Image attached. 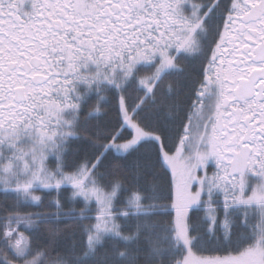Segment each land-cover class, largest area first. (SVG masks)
I'll return each mask as SVG.
<instances>
[{
  "label": "snow or ice",
  "instance_id": "6c2138e0",
  "mask_svg": "<svg viewBox=\"0 0 264 264\" xmlns=\"http://www.w3.org/2000/svg\"><path fill=\"white\" fill-rule=\"evenodd\" d=\"M0 264H264V0H0Z\"/></svg>",
  "mask_w": 264,
  "mask_h": 264
},
{
  "label": "trees",
  "instance_id": "16d2710c",
  "mask_svg": "<svg viewBox=\"0 0 264 264\" xmlns=\"http://www.w3.org/2000/svg\"><path fill=\"white\" fill-rule=\"evenodd\" d=\"M116 120V116L114 113H111L107 118H106V122H111V123H115ZM135 157H130L127 161V163L129 165H131V163L133 162V160H135ZM155 172L159 175L161 182L165 184L166 186V181L168 179L167 175L165 174L164 169L160 168V167H156L155 168ZM77 207H82V205H77ZM79 232V226L78 225H69L67 228H65L64 230V235L66 236H70L73 233H78ZM27 234V233H26Z\"/></svg>",
  "mask_w": 264,
  "mask_h": 264
}]
</instances>
